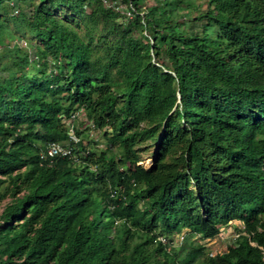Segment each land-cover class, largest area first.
I'll list each match as a JSON object with an SVG mask.
<instances>
[{
    "label": "trees",
    "instance_id": "trees-1",
    "mask_svg": "<svg viewBox=\"0 0 264 264\" xmlns=\"http://www.w3.org/2000/svg\"><path fill=\"white\" fill-rule=\"evenodd\" d=\"M153 2L0 0V264H264V0Z\"/></svg>",
    "mask_w": 264,
    "mask_h": 264
},
{
    "label": "rangeland",
    "instance_id": "rangeland-1",
    "mask_svg": "<svg viewBox=\"0 0 264 264\" xmlns=\"http://www.w3.org/2000/svg\"><path fill=\"white\" fill-rule=\"evenodd\" d=\"M148 3L151 5L153 4V0H148ZM106 6L107 7H110L111 4L108 3V2H105ZM120 10L122 11H125V7L122 6V7H119ZM30 38V37H28ZM16 43V42H15ZM13 43V44H15ZM16 44H20L22 45L23 47H26L27 45V40L26 41H21L19 43H16ZM29 47V46H28ZM32 52V50L30 49V53ZM81 118V122L84 121V118L80 117ZM78 126V128L82 131V124L77 122L76 124ZM83 138H87V139H92L94 141V143H97L98 147L100 149H104L105 148V144L104 143H101L100 142V136L94 132V131H90V132H84L83 133ZM151 156L149 154H146L143 156V161H142V165L145 166V167H148L150 164H151V161L152 159L150 158ZM8 202V201H7ZM0 203V215L1 213L3 212V209H4V206L5 204L7 203ZM238 227H242L239 223H233L231 226L229 227H226L224 229H226L227 231L224 233V235L214 239L213 241L209 242L207 247H208V252L211 253L212 255H218V254H222L224 253L226 250H227V247L233 243V241L235 240L237 234L235 232V229L238 228ZM231 229V230H229ZM180 240L181 239H177L175 240V243L176 245L178 246H181V243H180Z\"/></svg>",
    "mask_w": 264,
    "mask_h": 264
},
{
    "label": "built area",
    "instance_id": "built-area-1",
    "mask_svg": "<svg viewBox=\"0 0 264 264\" xmlns=\"http://www.w3.org/2000/svg\"><path fill=\"white\" fill-rule=\"evenodd\" d=\"M78 119V116H73L67 123L69 124V128H70V133H71V140L74 142V143H77L78 142V139L74 136L73 134V123L74 121ZM58 154H62L63 156H68L71 154V149L68 148V147H64V146H61L57 143H53L51 144L50 146V149H49V155L51 157H54ZM237 237V236H236Z\"/></svg>",
    "mask_w": 264,
    "mask_h": 264
},
{
    "label": "clouds",
    "instance_id": "clouds-1",
    "mask_svg": "<svg viewBox=\"0 0 264 264\" xmlns=\"http://www.w3.org/2000/svg\"><path fill=\"white\" fill-rule=\"evenodd\" d=\"M69 120H70V119H69ZM69 120H68V121H69ZM68 121H67V122H68ZM232 224H233V223H231L229 226H231ZM229 226H226V227H229ZM226 227H224V228H226ZM224 228L222 227V230H221L222 233L220 234V236L224 235V233L227 231V230L224 229ZM229 230H231V229H229ZM220 236H218V237H220ZM218 237H217V238H218ZM237 238H238V234H237V237H236L235 239H237ZM180 239H181V240H180V243H181V245H182L184 239H183L182 236L180 237ZM215 239H216V238H215ZM160 240H161L163 243H166V241H165L164 239L161 238ZM212 241H213V240H212ZM209 242H211V241H209ZM209 242H208V243H209ZM178 246H179V245H178Z\"/></svg>",
    "mask_w": 264,
    "mask_h": 264
},
{
    "label": "crops",
    "instance_id": "crops-1",
    "mask_svg": "<svg viewBox=\"0 0 264 264\" xmlns=\"http://www.w3.org/2000/svg\"><path fill=\"white\" fill-rule=\"evenodd\" d=\"M236 223V222H235Z\"/></svg>",
    "mask_w": 264,
    "mask_h": 264
}]
</instances>
